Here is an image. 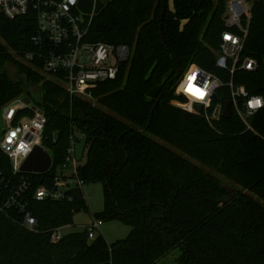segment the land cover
<instances>
[{
	"label": "trees",
	"instance_id": "obj_1",
	"mask_svg": "<svg viewBox=\"0 0 264 264\" xmlns=\"http://www.w3.org/2000/svg\"><path fill=\"white\" fill-rule=\"evenodd\" d=\"M226 1L79 0L78 14L93 13L85 42L131 49L115 79L84 87L91 97H70L40 65L22 60L35 50L34 12L0 14V110L26 95L46 117L42 146L52 166L28 174L31 190L51 192L56 179L100 183L104 207L94 218L130 227L112 243L88 239L85 230L52 243L49 231L72 225L85 208L81 190L72 188L30 203L36 229L23 228L16 212L0 213V264H156L174 251V264H264V107L251 119L253 133L233 109L208 122L174 104L186 102L175 85L190 65L229 80L215 64ZM244 53L256 68L236 71L233 81L264 99V0H253ZM29 87L39 89L36 97ZM217 94L223 104L230 99L226 88ZM72 140L82 151L68 173ZM0 171H10L1 152Z\"/></svg>",
	"mask_w": 264,
	"mask_h": 264
},
{
	"label": "built area",
	"instance_id": "obj_2",
	"mask_svg": "<svg viewBox=\"0 0 264 264\" xmlns=\"http://www.w3.org/2000/svg\"><path fill=\"white\" fill-rule=\"evenodd\" d=\"M79 0H0V14L13 19L34 12L36 17V32L31 38L35 50L22 57L28 64L38 68L57 83H62L70 97H91L84 87L113 80L120 72L131 55L128 45H112L92 43L83 40L90 25L92 14L87 18L76 11ZM253 0H227L225 5L226 31L221 35L216 57V66L229 74V80L223 81L217 75L207 72L197 65H190L182 73L175 85V93L187 101L182 107L189 112H197L196 106L201 105V112L210 122L222 117L224 104L220 102L218 90L226 88L229 94V113H234L244 125L245 131L255 133L251 124L252 117L264 106L249 108V101L255 97L250 95L243 85L233 81V74L238 70L252 71L256 68V60L244 53L245 39L248 35L251 20ZM229 34L236 42L225 40L224 34ZM204 93L203 97L194 90ZM216 95L218 103L213 101ZM20 97L3 106L0 110V152L10 162V171H0V213L8 215L18 213V222L26 230L36 229L37 221L30 210L34 200L57 199L64 191L72 188L82 190V182L78 180L56 179L55 189L51 192L38 186L34 190L28 174L21 172L23 162L34 147L42 146V138L46 125L43 111ZM216 108H218L217 114ZM209 109L212 110L209 113ZM31 110L32 115L24 111ZM44 148V147H43ZM79 164L76 143L72 140L67 151L63 168L75 172ZM74 181V182H73ZM73 182V185H70ZM102 221L93 219L89 225L83 226L88 239H94ZM60 226L49 231L52 243L59 242L65 235Z\"/></svg>",
	"mask_w": 264,
	"mask_h": 264
},
{
	"label": "rangeland",
	"instance_id": "obj_3",
	"mask_svg": "<svg viewBox=\"0 0 264 264\" xmlns=\"http://www.w3.org/2000/svg\"><path fill=\"white\" fill-rule=\"evenodd\" d=\"M22 60H24L23 57ZM8 72L10 73V76L15 80V74L13 72V69L9 68ZM60 84L62 85V83ZM29 90L33 92V95L35 97L39 93V89H37V87H29ZM20 97H26V95ZM178 104L180 106H186L187 101L184 103L178 102ZM156 140L158 141V139ZM81 147L82 146L80 144L76 145V151L78 157H80L81 155V151H82ZM219 179L221 180L222 184L230 191L234 192L235 189L237 188L231 182L220 176ZM70 185H73V182H70ZM81 192H82L85 208L80 210L74 215L73 224L65 227L62 230L63 234L83 230V226L89 225L92 222V220L95 219L94 216L96 214L101 213L103 210L104 196L102 191V185L100 183L85 184L82 186ZM129 232H130V227L128 225H125L121 221L116 219H109V220L103 219L102 224L99 227V230L96 232V236L101 235L108 243H112L116 240L124 239L125 237L128 236ZM178 254H179L178 251H174L165 258L161 259L156 264H174L175 258Z\"/></svg>",
	"mask_w": 264,
	"mask_h": 264
},
{
	"label": "water",
	"instance_id": "obj_4",
	"mask_svg": "<svg viewBox=\"0 0 264 264\" xmlns=\"http://www.w3.org/2000/svg\"><path fill=\"white\" fill-rule=\"evenodd\" d=\"M213 101L218 103V98L216 95L213 96ZM23 102L29 103L30 99L25 97ZM197 112H201L202 107L201 105L196 106ZM218 108H216L215 114H217ZM230 115L229 113V103L226 101L223 106L222 117L228 118ZM52 166V159L48 151H46L43 147L36 146L27 157V159L23 162L20 170L23 173H36L42 174L50 170ZM79 196L76 195L74 198H78Z\"/></svg>",
	"mask_w": 264,
	"mask_h": 264
},
{
	"label": "clouds",
	"instance_id": "obj_5",
	"mask_svg": "<svg viewBox=\"0 0 264 264\" xmlns=\"http://www.w3.org/2000/svg\"><path fill=\"white\" fill-rule=\"evenodd\" d=\"M71 3H75V0H70ZM224 39L225 40H232L233 43H235L236 41L227 33L224 34ZM196 92V94L200 97H203L204 96V93L201 92L200 90L196 89L194 90ZM249 108H252V109H255V108H258V107H261V106H264L262 105L261 103V98L259 97H255L253 98V100H250L249 101Z\"/></svg>",
	"mask_w": 264,
	"mask_h": 264
}]
</instances>
